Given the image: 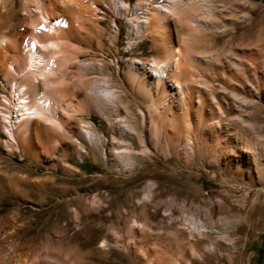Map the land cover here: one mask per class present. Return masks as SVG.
Masks as SVG:
<instances>
[{"label":"rangeland","instance_id":"374dc122","mask_svg":"<svg viewBox=\"0 0 264 264\" xmlns=\"http://www.w3.org/2000/svg\"><path fill=\"white\" fill-rule=\"evenodd\" d=\"M122 1L126 14L111 0H0L1 48L22 29L29 31L18 39L23 45L25 38L52 37L63 48L54 59L64 68L66 92L61 103L55 96L57 118L46 114L52 122L41 119L28 140L18 130L16 144L4 129L14 76L0 63V219L7 218L0 234L37 246L27 264H264L257 251L264 249V0H208L214 20H242L235 36L194 31L171 19L174 44L214 104L208 121L190 135L191 148L181 144L178 153L165 144L160 126L153 127L149 152L129 168L103 159V151L109 155L118 140L139 153L144 143L114 121L125 109L110 113L109 124L89 91L108 78L123 98V62L138 59L149 67L152 59L163 61L165 52L150 39L126 49L125 17L137 21L149 14L144 0ZM41 4L52 13L53 34L29 11ZM249 12L251 20L244 22ZM194 52H217L214 58L228 65L231 80L203 72L187 55ZM85 62L102 65L86 69ZM129 110L137 117L139 104ZM86 124L104 134L103 146L93 148L80 136ZM128 125L141 134L138 121ZM18 256L10 255L6 264H16Z\"/></svg>","mask_w":264,"mask_h":264},{"label":"bare ground","instance_id":"6f19581e","mask_svg":"<svg viewBox=\"0 0 264 264\" xmlns=\"http://www.w3.org/2000/svg\"><path fill=\"white\" fill-rule=\"evenodd\" d=\"M144 1L148 5L146 8L148 11L146 12L149 17H140L137 21L125 17L128 28L126 49L136 50L143 39H150L156 46L164 50L165 59L161 62L152 59L149 61V67L138 59L125 60L121 76V84L125 93L123 98L108 78L94 82L89 91V94L99 103V113L109 124L111 123L112 113L117 114L121 111V108L125 109L126 115L116 117L114 121L125 126L123 129L130 139L138 138L144 143L145 150L139 153L132 152L126 142L118 140L112 141L111 146L114 151H111L109 155L103 151V159L109 158L114 164L121 165L124 168H129L138 157H145L149 152L146 142L151 144L153 127L160 126L163 141L178 153L182 150L181 144H188L187 147L191 148L194 139H191L190 135L194 133V129L201 128L202 124L208 121L206 115L212 111L214 98L210 94V90L195 82L193 79L194 74L188 70L183 56L180 55L181 50L173 42L170 35L169 22L171 19L176 17L180 23H188L194 27V31H216L218 35L229 33L235 36L238 29L242 27V20L240 21V19L221 17L223 21H220L211 18L212 15L209 14L211 7L208 0ZM111 4L122 13H127L128 6L122 0H111ZM137 7L140 9L139 4H137ZM29 11L31 14L37 15L43 25L51 26L52 13L47 11L42 4L29 7ZM97 11L98 9H96ZM100 13L103 14V12ZM68 15L72 16V13L69 12ZM250 16L251 12L244 13L242 19L244 22H248L251 20ZM114 26V35L118 37L119 29L115 23ZM34 28L36 27L34 26ZM220 29L223 30L217 32ZM59 30L57 31L59 39L64 38L63 29ZM48 31L52 34L55 32L53 25ZM28 35L29 31L27 29L14 33L11 43L2 49L4 32L0 26L1 67H4L3 71L7 76H14L11 80L14 98H6L10 106L9 108L6 107V110L9 109V114H3V116H7L4 129L5 134L16 144L19 131L28 140L32 134L37 133V127L39 128L41 119L52 122V118H57L58 113L56 111L59 108L56 106L55 96L59 97L57 102L60 101L59 103H61L66 95L63 85L65 71L54 59L58 51L63 49L62 46L52 37L45 42L37 38L28 40L25 38L24 45L18 41L19 37L24 38ZM187 55L193 58L194 65L203 72L214 71L221 80L225 82L231 80L227 75L228 65L226 68L220 60H215L214 57L217 52H194V54ZM7 60H10V65H5ZM14 64L16 67H14ZM100 65L102 63L93 65L85 62L83 68L94 69ZM54 73L61 76V79L55 81L53 78ZM137 100L138 102H136ZM133 103L139 104L138 116L135 118L130 116L129 110V105ZM12 110L15 111V121L11 115ZM46 114L51 115L52 118L49 120L48 117H45ZM208 115L210 116V114ZM131 120L139 122L141 126L140 135L129 128L128 123ZM84 126L85 128L80 131V136L89 146L93 148L100 147L106 143L104 134L97 132L93 128V124ZM144 196L148 197L147 194ZM6 220L7 218L4 217L0 219V222ZM8 221L10 222V220ZM198 230L199 232H205L201 226L198 227ZM11 238H13L12 234L7 235L6 238L0 234V264H6V259L18 252H20V257L18 256L16 264H27L29 257L36 251L37 246L33 242L19 243L15 239L9 241ZM208 250H211V248Z\"/></svg>","mask_w":264,"mask_h":264},{"label":"trees","instance_id":"16d2710c","mask_svg":"<svg viewBox=\"0 0 264 264\" xmlns=\"http://www.w3.org/2000/svg\"><path fill=\"white\" fill-rule=\"evenodd\" d=\"M263 243H264V236H263ZM253 250H256V248H254ZM257 251L260 255H262L261 258H259V262L263 263L264 262V249L260 248Z\"/></svg>","mask_w":264,"mask_h":264},{"label":"built area","instance_id":"2783aa9c","mask_svg":"<svg viewBox=\"0 0 264 264\" xmlns=\"http://www.w3.org/2000/svg\"><path fill=\"white\" fill-rule=\"evenodd\" d=\"M99 12H101V11H99Z\"/></svg>","mask_w":264,"mask_h":264}]
</instances>
